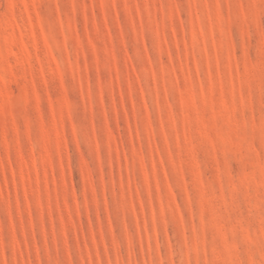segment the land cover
<instances>
[{"label": "rangeland", "instance_id": "374dc122", "mask_svg": "<svg viewBox=\"0 0 264 264\" xmlns=\"http://www.w3.org/2000/svg\"><path fill=\"white\" fill-rule=\"evenodd\" d=\"M264 0H0V264H264Z\"/></svg>", "mask_w": 264, "mask_h": 264}, {"label": "snow or ice", "instance_id": "6c2138e0", "mask_svg": "<svg viewBox=\"0 0 264 264\" xmlns=\"http://www.w3.org/2000/svg\"><path fill=\"white\" fill-rule=\"evenodd\" d=\"M262 33H264V28H262Z\"/></svg>", "mask_w": 264, "mask_h": 264}]
</instances>
